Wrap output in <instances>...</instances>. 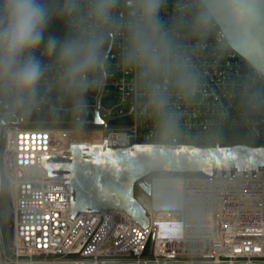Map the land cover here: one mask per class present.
Masks as SVG:
<instances>
[{
	"label": "built area",
	"instance_id": "2783aa9c",
	"mask_svg": "<svg viewBox=\"0 0 264 264\" xmlns=\"http://www.w3.org/2000/svg\"><path fill=\"white\" fill-rule=\"evenodd\" d=\"M131 4L117 0L103 49L104 86L88 93L82 111L63 99L52 84L54 73L28 115L0 100V169L12 218L8 250L0 228V264H264V171L150 174L141 180L149 181L150 193L138 181L136 200L166 205L143 207L149 219L145 229L121 208L77 211L71 218L72 184L64 174L48 176L41 164L42 156L93 146L78 139L86 133L98 136L97 145H105L106 138L110 149L225 147L223 134L234 131L264 146V74L230 45L219 23L203 35L193 32L196 0H164L160 10L174 56L196 86L181 92L174 79H159L167 105L156 113L135 70L122 62L125 39L117 25ZM42 53L43 46L36 55L44 59ZM97 109L106 126L92 123ZM163 120L171 121V131L160 130ZM158 189L166 194L156 198Z\"/></svg>",
	"mask_w": 264,
	"mask_h": 264
},
{
	"label": "clouds",
	"instance_id": "9594fccd",
	"mask_svg": "<svg viewBox=\"0 0 264 264\" xmlns=\"http://www.w3.org/2000/svg\"><path fill=\"white\" fill-rule=\"evenodd\" d=\"M164 0H132L123 29L122 62L135 70L137 81L148 90L156 113L167 105L157 82L172 78L177 89L190 92L195 78L174 56L160 10ZM193 32L203 35L214 22H231L233 0H196ZM117 0H0V100L28 115L38 104L39 90L52 84L73 111H82L89 92L104 86L101 67L107 32L114 24ZM53 20L63 21V36L49 32ZM43 46L41 59L36 55ZM162 132L171 131L170 120L160 122Z\"/></svg>",
	"mask_w": 264,
	"mask_h": 264
},
{
	"label": "water",
	"instance_id": "95a60500",
	"mask_svg": "<svg viewBox=\"0 0 264 264\" xmlns=\"http://www.w3.org/2000/svg\"><path fill=\"white\" fill-rule=\"evenodd\" d=\"M231 22L221 21L230 45L264 74V0H233ZM20 124L23 122L20 120ZM93 124H108L98 116ZM4 124L0 122L1 128ZM48 176L64 174L71 183V206L77 211H104L121 208L129 212L145 229L149 219L135 198V184L150 193L146 179L158 172L200 173L218 171H264V146L239 144L225 147L139 145L128 149H110L105 145L75 146L64 156H42ZM2 175L0 169V193ZM12 228V218H11Z\"/></svg>",
	"mask_w": 264,
	"mask_h": 264
},
{
	"label": "rangeland",
	"instance_id": "374dc122",
	"mask_svg": "<svg viewBox=\"0 0 264 264\" xmlns=\"http://www.w3.org/2000/svg\"><path fill=\"white\" fill-rule=\"evenodd\" d=\"M96 136L95 133H86V134H78L79 140H84L92 145L93 137ZM135 140V139H134ZM131 141L133 144L135 141ZM143 142V141H139ZM3 151V144L0 147V159ZM141 193V190L136 187L135 194L138 195ZM0 228H1V235L4 246L8 250L10 246V239H11V211H10V200L7 191V183L5 180H2V190L0 193Z\"/></svg>",
	"mask_w": 264,
	"mask_h": 264
},
{
	"label": "trees",
	"instance_id": "16d2710c",
	"mask_svg": "<svg viewBox=\"0 0 264 264\" xmlns=\"http://www.w3.org/2000/svg\"><path fill=\"white\" fill-rule=\"evenodd\" d=\"M59 2L62 3V0H59ZM67 30V25L60 20H53L49 28V32L55 33L58 36H63ZM222 139L224 146H234L239 144L256 146L255 143L250 138H248L242 131L224 133Z\"/></svg>",
	"mask_w": 264,
	"mask_h": 264
},
{
	"label": "bare ground",
	"instance_id": "6f19581e",
	"mask_svg": "<svg viewBox=\"0 0 264 264\" xmlns=\"http://www.w3.org/2000/svg\"><path fill=\"white\" fill-rule=\"evenodd\" d=\"M77 137H78V134H77ZM99 138H98V136L96 135V136H94L93 137V141H92V143L93 144H99ZM86 143H88V142H86ZM88 144H90V143H88ZM92 145V144H91ZM161 195V194H166V189H158V190H156V198H157V196L158 195ZM141 203H142V205H143V207H145L146 209H150V210H153L154 209V207L155 208H158V204L161 206V207H165V205H166V202H160V203H154V202H152L151 200H149L147 197H141ZM163 222V221H162Z\"/></svg>",
	"mask_w": 264,
	"mask_h": 264
},
{
	"label": "snow or ice",
	"instance_id": "6c2138e0",
	"mask_svg": "<svg viewBox=\"0 0 264 264\" xmlns=\"http://www.w3.org/2000/svg\"><path fill=\"white\" fill-rule=\"evenodd\" d=\"M29 139H32V137H29ZM256 251H260V249H255ZM237 251H239V249H237Z\"/></svg>",
	"mask_w": 264,
	"mask_h": 264
}]
</instances>
